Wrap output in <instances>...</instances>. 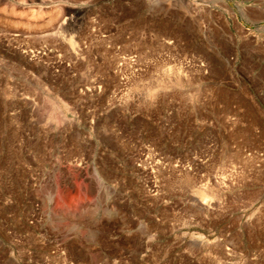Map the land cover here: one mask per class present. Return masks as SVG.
Segmentation results:
<instances>
[{"label":"rangeland","instance_id":"1","mask_svg":"<svg viewBox=\"0 0 264 264\" xmlns=\"http://www.w3.org/2000/svg\"><path fill=\"white\" fill-rule=\"evenodd\" d=\"M221 0H0V264H264V22Z\"/></svg>","mask_w":264,"mask_h":264},{"label":"crops","instance_id":"2","mask_svg":"<svg viewBox=\"0 0 264 264\" xmlns=\"http://www.w3.org/2000/svg\"><path fill=\"white\" fill-rule=\"evenodd\" d=\"M207 4L229 22H264V0H221Z\"/></svg>","mask_w":264,"mask_h":264}]
</instances>
